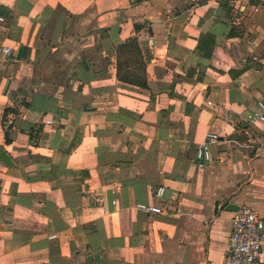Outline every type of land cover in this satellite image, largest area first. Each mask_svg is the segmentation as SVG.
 <instances>
[{"label":"crops","instance_id":"1","mask_svg":"<svg viewBox=\"0 0 264 264\" xmlns=\"http://www.w3.org/2000/svg\"><path fill=\"white\" fill-rule=\"evenodd\" d=\"M0 14V264H232L235 213L264 214V0H0ZM134 39L147 88L117 79Z\"/></svg>","mask_w":264,"mask_h":264},{"label":"built area","instance_id":"2","mask_svg":"<svg viewBox=\"0 0 264 264\" xmlns=\"http://www.w3.org/2000/svg\"><path fill=\"white\" fill-rule=\"evenodd\" d=\"M6 22V18L0 14V23ZM6 56L11 53V48L3 49ZM259 111L252 120L264 126V97L258 101ZM220 136L209 133L206 140L197 150V158L202 163L212 160L211 146L217 143ZM264 141V136L261 137ZM164 188H158L157 197L164 196ZM140 209L160 213L161 208L139 204ZM264 257V214H260L248 207L240 208L233 218V230L229 240L228 258L232 264H259Z\"/></svg>","mask_w":264,"mask_h":264},{"label":"trees","instance_id":"3","mask_svg":"<svg viewBox=\"0 0 264 264\" xmlns=\"http://www.w3.org/2000/svg\"><path fill=\"white\" fill-rule=\"evenodd\" d=\"M140 27L136 26V30ZM117 79L142 88L148 87L147 65L136 39L122 44L116 54Z\"/></svg>","mask_w":264,"mask_h":264},{"label":"water","instance_id":"4","mask_svg":"<svg viewBox=\"0 0 264 264\" xmlns=\"http://www.w3.org/2000/svg\"><path fill=\"white\" fill-rule=\"evenodd\" d=\"M130 1H131V3H137V2H139L141 0H130ZM0 158L2 160H4V162H6V163H8V164L10 163V159H9L8 155L4 151L0 152Z\"/></svg>","mask_w":264,"mask_h":264}]
</instances>
